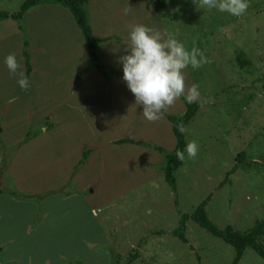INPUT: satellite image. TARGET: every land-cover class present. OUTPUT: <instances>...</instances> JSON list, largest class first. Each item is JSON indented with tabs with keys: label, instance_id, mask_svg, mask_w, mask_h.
Returning <instances> with one entry per match:
<instances>
[{
	"label": "rangeland",
	"instance_id": "obj_1",
	"mask_svg": "<svg viewBox=\"0 0 264 264\" xmlns=\"http://www.w3.org/2000/svg\"><path fill=\"white\" fill-rule=\"evenodd\" d=\"M25 1L0 0V12L15 14ZM163 2L164 8L143 0H95L86 11L101 61L117 71L122 72L120 57L126 54L128 32L136 24L174 37L189 50L199 48L209 61L198 69L183 70L181 98L196 84L200 92L196 102L204 104L185 127V140L197 143L198 154L192 159L185 151L182 167L175 172V193L160 171L162 166L156 178L138 182L136 173L152 172L148 164L152 162L132 159L131 154L118 152L122 146L113 145L134 139L164 147L166 127L152 122L151 131L150 123L143 122L142 106L123 80L110 84L97 72H87L89 58L79 30L71 38L60 32L57 44L42 40L52 48L36 55L34 62L30 58L34 77H28L30 87L22 90L4 59L15 54L19 71L25 74L22 53L23 41L30 39L27 26L23 20L21 32L14 21L0 19V44L9 43L0 47V191L4 195L0 197V264H113L115 257L125 264L137 247L139 258L134 264H231L234 250L193 221L186 223L188 245L170 234L179 223L176 208L191 215L210 197L206 211L220 229L244 231L264 221V0H249V8L239 17L202 7L201 0ZM48 24L51 27L50 21L36 17L33 30H48ZM11 31L17 38H9ZM165 112L181 115L180 98ZM116 118L133 121L131 129H111ZM36 132L38 136L25 144V136ZM87 150L85 165L74 175ZM242 152L246 172L238 170L230 185L218 188ZM58 190V196L46 201L45 221L36 199L11 196L12 192L43 196ZM79 219L93 235H82L77 246L50 231ZM71 235L72 228L63 231L64 237ZM219 248L227 251L226 257ZM239 264H264V260L248 249Z\"/></svg>",
	"mask_w": 264,
	"mask_h": 264
},
{
	"label": "trees",
	"instance_id": "obj_2",
	"mask_svg": "<svg viewBox=\"0 0 264 264\" xmlns=\"http://www.w3.org/2000/svg\"><path fill=\"white\" fill-rule=\"evenodd\" d=\"M92 0H26L20 7L19 11L15 14H7L0 12V19L2 20H12L18 25V29L21 32L23 31V20L24 15L41 5L44 4H53L60 6L64 9H67L71 16L74 19V22L80 32V34L83 37V40L85 42V46L88 52V58H89V69L87 72H97L106 82H110L113 80H120L122 79V72L117 71L113 69L112 67L106 65L103 63L99 56L98 51V40H95L92 36V29L90 26L88 14L86 11V6L88 3ZM143 1H150V2H156L158 5H160L162 8H164V2L163 0H143ZM24 36V35H23ZM112 38H109L108 40H111ZM29 48V42L26 40L23 41V53L22 57L24 59V65H25V74L27 77H29L32 73V68L30 64V53L28 52ZM240 56L237 57V60L240 65H242V62L240 60ZM91 70V71H90ZM123 80V79H122ZM180 100L184 106V112L181 115H170L167 112L164 111L163 118L166 120L170 126L172 135L175 139L176 145L175 149L172 153H168L163 147L152 145L150 143L142 142V141H133L130 139H123L119 141L113 142V145L116 146H123V145H135L139 146L143 149H149L153 150L160 155L164 157V165L160 168V171L168 184V186L172 189L173 193L176 192V180L174 173L177 171L183 164V162L177 160L176 158V152L177 150H184L186 148V140L184 137V133L181 134L177 128L176 124L182 122L184 126L186 127L192 119L196 116L197 112L199 111L200 107L204 104L203 102H194L192 104H188L184 98L180 97ZM38 136V133H32L27 134L25 136L24 142L25 144L33 139H35ZM90 151H85L77 165L73 169V174L75 175L82 166L85 165L88 155ZM245 153L238 154L236 158V163L234 167L227 172L225 179L220 183L218 188H222L229 180V177L235 173L239 168H244L245 166ZM59 193H61V190L55 191V192H48L47 194L43 196H31L30 194H23V193H11L10 195L12 197L18 198V199H36V202L38 204V213H40V205L47 201L48 199L54 198L55 196H58ZM0 196H4L3 193L0 191ZM69 196V194L67 195ZM210 197H208L205 201H203L191 215H185L182 214L177 208L176 211L179 215V223L177 228H175L170 234L177 239H179L183 243H187L185 238V231H186V223L188 221H193L196 223L200 228L211 234L213 237L218 238L222 240L225 244L232 247L235 251V258L232 262V264H238V262L241 260L244 251L247 248L252 249L257 256H259L262 260H264V247H262L260 244H258L257 240L264 236V222H257L252 227L244 230V231H235L232 229V227L227 226L224 229L218 228L206 215L205 213V207L206 204L209 202ZM175 205L177 203L175 202ZM37 213V214H38ZM154 234L163 235L165 234L162 231H156ZM144 244V241L140 243L139 246H142ZM138 248H135L131 251V253L128 255L125 264H132L139 258ZM191 250H193L191 248ZM119 257H115L113 264H119Z\"/></svg>",
	"mask_w": 264,
	"mask_h": 264
},
{
	"label": "clouds",
	"instance_id": "obj_3",
	"mask_svg": "<svg viewBox=\"0 0 264 264\" xmlns=\"http://www.w3.org/2000/svg\"><path fill=\"white\" fill-rule=\"evenodd\" d=\"M201 6L239 17L249 8V0H201ZM125 50L126 54L119 61L122 79L136 103L142 106L141 113L149 122L160 120L166 108L185 95L183 70L189 66L195 70L209 62L199 48L189 50L176 38L166 37L159 30L143 24L131 26ZM4 64L11 74L18 77V86L27 90L30 81L19 71L21 66L15 54L7 55ZM199 96V86L193 84L187 90L185 99L192 104ZM176 128L181 134L185 132L182 122L177 123ZM185 151L189 158L194 159L198 154L197 143L191 141L184 150H177V160H185Z\"/></svg>",
	"mask_w": 264,
	"mask_h": 264
},
{
	"label": "crops",
	"instance_id": "obj_4",
	"mask_svg": "<svg viewBox=\"0 0 264 264\" xmlns=\"http://www.w3.org/2000/svg\"><path fill=\"white\" fill-rule=\"evenodd\" d=\"M95 0H92L88 3V6L87 8L89 7L90 4H92L91 2H93ZM42 6V7H41ZM40 7H37V8H34L30 11H28L25 15H24V20H25V25L27 26V32H28V36L30 37L29 39V53H30V58H31V61L34 62L35 61V58H36V55H39V54H43L45 49L51 47L52 46H49V47H45L46 45V42L47 41H42L44 38H47V40H51L53 42H55L56 44L59 43L55 37L60 33V32H63L65 34V37L64 38H71L72 34L73 35H76L77 34V31H78V28L74 22V19L73 17L71 16V14L69 13V11L67 9H63L62 7L60 6H57V5H53V4H47V5H41ZM62 8V9H61ZM38 17V18H41L42 20H47V21H50L51 22V27L50 25H45V29H48V30H45V31H38L35 32L33 30V26H32V22L34 21V19ZM76 26V28H75ZM50 27V28H49ZM62 30V31H61ZM36 35H34L35 33ZM10 37H14V38H17L16 37V33L15 31H11L10 33ZM66 43V42H65ZM9 46V43H4V44H0V47H8ZM86 58L88 59V52L86 54ZM34 72H35V69H34V66L32 67V74L29 76L31 78L34 77ZM119 80V79H118ZM122 80V79H121ZM110 84H112V82H108ZM113 98L112 100H115V98L117 97H111ZM122 97H120V100H121ZM105 99V98H103ZM110 100V99H109ZM109 100L107 103H109ZM126 100V99H125ZM178 106V105H177ZM112 108H119L118 106L116 105H112ZM181 110H183L182 107H180ZM164 119L163 117L158 120L159 124H161L162 126H165L166 127V133L168 135V138L166 140V142L163 144V148L164 149H168V151H170L171 153L174 151L175 149V145H176V142H175V139L174 137L172 136V131H171V126L170 124L167 122V123H164V121L162 120ZM193 120V119H192ZM143 122H146V123H150V129L152 131V122H149V121H143ZM157 122V121H155ZM110 123L111 126L110 128L111 129H114V128H123V129H131L132 127V124H133V121H129V120H121L119 118H116V119H113ZM169 124V128H168V125ZM159 129L156 128L155 131H158ZM161 130V129H160ZM130 140H134V139H130ZM134 141H142V140H134ZM115 142V141H113ZM187 143V142H186ZM123 149H119L118 152H125L126 154H131L130 158L132 159H148L150 160L152 163H148L150 165H152V172L150 171H143V172H139V173H136V180L138 182L140 181H143V180H148L149 178L152 177V180L154 178H156L160 172H159V168L161 166L164 165V157L162 155H160L159 153L157 152H154V151H149V150H145L141 147H137V146H132V145H126V146H122ZM15 158V157H14ZM15 162V160H14ZM143 162V161H142ZM147 163L146 164H140V165H143V166H146L148 165ZM134 165V164H133ZM156 168V171L154 170V168ZM182 167V166H181ZM180 167V168H181ZM234 167V166H233ZM232 167V168H233ZM148 169V168H147ZM238 170H241L243 171L244 173L246 172V170L244 168H239ZM237 170V171H238ZM236 171V172H237ZM176 172V171H175ZM235 172V173H236ZM233 173V174H235ZM176 173H174V176H175ZM231 177V176H230ZM229 177V180L226 184L230 185L231 184V179ZM176 180V179H175ZM177 186V185H176ZM225 186V185H224ZM2 197V196H0ZM1 200V198H0ZM211 201V199L209 200V202ZM55 202V201H54ZM208 202V203H209ZM208 203L206 204V207L208 206ZM47 202L45 201L43 204H42V208H41V212L43 213V221L46 220V211H45V206H46ZM198 207V206H197ZM206 207H205V213L208 217V212L206 211ZM33 211V209H32ZM195 211V210H194ZM34 212V211H33ZM57 218V217H56ZM209 218V217H208ZM56 220V219H54ZM264 222V221H263ZM69 228H72L73 229V235H71L70 237H64L63 236V231L66 230V229H69ZM177 228V227H176ZM202 229V228H201ZM233 229V228H232ZM52 234L55 236V235H58V238H62V239H65V240H69L68 242H70V244L72 246H77L81 243V238H82V235H85V236H88V237H91L92 234V230H90V227L87 226L86 224H83L82 222V219H79L78 221H69V222H63L61 223V225H55L53 227H51V230L52 231ZM234 230V229H233ZM205 231V230H204ZM235 231H238V230H235ZM208 233V232H207ZM209 234V233H208ZM211 235V234H210ZM212 236V235H211ZM213 237V236H212ZM176 238V237H175ZM185 238H186V241L187 243H183L181 242L179 239V241L184 244V245H188V239H187V231H185ZM214 239L218 240V241H222L218 238H215L213 237ZM223 242V241H222ZM258 244H260L262 247H264V236L259 238L257 240ZM224 243V242H223ZM225 244V243H224ZM227 245V244H226ZM229 246V245H228ZM230 247V246H229ZM191 248L195 251V249L189 245V251H192L194 252L193 250H191ZM210 248V247H209ZM232 248V247H231ZM218 249V248H216ZM220 251H222L224 254H225V257L227 256V251L222 249V248H219ZM233 249V248H232ZM252 250L250 248H247L246 250ZM234 250V249H233ZM246 250L244 251V253L246 252ZM253 251V250H252ZM235 252V251H234ZM254 252V251H253ZM243 253V255H244ZM255 253V252H254ZM256 254V253H255ZM235 258V257H234ZM243 258V256H242ZM241 258V259H242ZM233 262V261H232ZM240 262V261H239ZM238 262V264H239ZM135 262H133L132 264H134ZM232 264V263H231Z\"/></svg>",
	"mask_w": 264,
	"mask_h": 264
}]
</instances>
